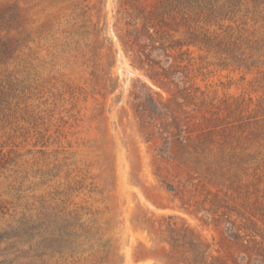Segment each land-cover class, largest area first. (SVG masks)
Listing matches in <instances>:
<instances>
[{"label": "rangeland", "instance_id": "374dc122", "mask_svg": "<svg viewBox=\"0 0 264 264\" xmlns=\"http://www.w3.org/2000/svg\"><path fill=\"white\" fill-rule=\"evenodd\" d=\"M161 1L0 0V36L10 46L0 83L15 87L0 105V228L29 210L71 213L91 245L56 264H168L170 244L191 257L192 235L208 262L264 264V141H243L252 158L234 190L219 192L218 204L230 209L216 213L203 210L208 184L153 151L164 129L175 131L170 115L197 133L230 120L234 100L249 106L244 114L264 107V65L223 66L186 44L180 15L155 12ZM236 23L219 37L264 36L260 20ZM162 68L181 73L162 83ZM152 98L167 106L159 117L139 106Z\"/></svg>", "mask_w": 264, "mask_h": 264}, {"label": "trees", "instance_id": "16d2710c", "mask_svg": "<svg viewBox=\"0 0 264 264\" xmlns=\"http://www.w3.org/2000/svg\"><path fill=\"white\" fill-rule=\"evenodd\" d=\"M155 12L157 15L171 12L180 15L188 28L185 43L197 45L206 52H213L223 66L251 70L264 65V36L245 38L238 42V37L232 38V34L219 37L216 31L221 30L225 23L223 31L232 29L233 24L237 26L238 20H242V24L249 20L252 25L259 20L264 22V0H162ZM9 49L8 42L0 36V59L8 55ZM146 58L148 62L154 63L153 59ZM176 72L181 73L178 69L170 72L169 69L162 68L159 73L160 79H163L161 82L173 83L170 77ZM261 72L260 79L264 81V69ZM13 89L14 84L10 82L6 86L0 83V105L2 102L9 104L10 91ZM189 96L190 94L179 96L183 105L190 103ZM173 98L176 99V96ZM139 106L142 111L156 117L160 116V107H167L154 98L149 105ZM248 107L242 101L234 100L227 106L230 120L207 126L197 133L186 130L187 126L180 129L175 124L180 119L170 115L175 131L164 129V134H159L161 145L153 148L155 158L161 163L180 166L188 179H195L196 184L204 182L209 185L202 201L210 204L209 208H203L206 212L216 213L220 207L230 209L226 205L218 204L219 192L224 188V196H227L228 191L234 190L237 172L243 170V164L252 158L250 146H244L243 141H264V107L258 103L252 109L253 113L244 114ZM246 127L251 128L244 137L242 134H231L233 131L242 133ZM149 135L151 136L147 140L153 138L152 134ZM229 138H234L235 144ZM1 160L2 164L7 163L2 157ZM163 182L167 190H174L172 183ZM212 188H215L214 191ZM230 235L238 237L239 232L232 230ZM90 239L83 233L82 223L72 219L71 213L60 215L38 211L33 213L30 210L21 212L0 228V245H3L0 247V264H36V261L43 264L45 258L49 261L57 257L49 263L56 264L57 259L73 258L84 251V246L91 245ZM170 247L166 258L168 264H228L219 259L208 262L204 256L205 247L202 241L193 235L187 251L191 257H179L177 245L170 244Z\"/></svg>", "mask_w": 264, "mask_h": 264}]
</instances>
